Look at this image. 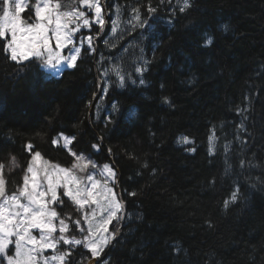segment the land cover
<instances>
[{
  "label": "trees",
  "instance_id": "16d2710c",
  "mask_svg": "<svg viewBox=\"0 0 264 264\" xmlns=\"http://www.w3.org/2000/svg\"><path fill=\"white\" fill-rule=\"evenodd\" d=\"M187 3L108 0L121 28L98 42L97 55L83 43L60 76L37 59L11 61L0 46L7 190L16 191L37 151L66 167L73 151L111 163L128 218L102 264H264V0ZM93 24L80 34L95 39ZM63 193L54 207L74 231L83 217ZM71 251L74 264L92 257L82 245Z\"/></svg>",
  "mask_w": 264,
  "mask_h": 264
},
{
  "label": "snow or ice",
  "instance_id": "6c2138e0",
  "mask_svg": "<svg viewBox=\"0 0 264 264\" xmlns=\"http://www.w3.org/2000/svg\"><path fill=\"white\" fill-rule=\"evenodd\" d=\"M90 12H94L95 24L100 26V31L105 28V19L102 16V5L100 0H81ZM2 4V15H0V46L4 52H8L11 61H26L34 63L35 58L50 63L53 58L59 63L61 60L67 61L69 67H75L77 57L81 54L80 47L69 48L73 45L74 34H79L83 28H93L94 24L84 11L60 12V5H53L51 0H37V3L29 7L27 0H0ZM185 0V7H188ZM34 7L35 22L29 23L22 18V13L26 10L31 12ZM181 8L180 11H184ZM155 9L149 8V12ZM134 19L139 20V15L134 10ZM82 22V23H81ZM70 25H76L75 28ZM143 27V24L140 25ZM53 34L51 38L56 41V49L67 50L72 55L61 56L60 51L53 52L50 47L49 32ZM10 36V38H9ZM4 39L7 43L4 44ZM85 51L95 52L93 39L87 37ZM107 44L108 41H105ZM212 38L205 40V45H211ZM137 72L141 69L137 68ZM119 75V74H118ZM120 82H124V77L120 76ZM143 83V80H140ZM243 127V121L241 122ZM67 139V138H65ZM211 139V136L209 137ZM184 144H190L187 137L181 138ZM56 143V141H53ZM93 148L98 147L93 145ZM31 150V145L28 146ZM190 151H195L190 148ZM210 153L212 149L209 150ZM75 155V153H73ZM84 158L78 157V160ZM41 153L35 152L32 163L27 167V174L23 177V187L18 194L8 195L6 192V180L0 173V264L6 261L7 264H74L72 261L71 249L82 245L94 258L91 264H99V257L104 249L111 243L115 235V229L110 233L109 224L112 221L123 219V203L118 201L113 188L108 186V180L104 181L103 199L98 200L96 189L100 186L99 181H93V176L87 177L88 181H93L91 189L82 186V178H78L69 169H56L46 161L40 165ZM91 163V161H89ZM0 165V169H2ZM74 168H79L81 172L85 170L87 164H75ZM96 167L95 164L92 165ZM104 172L115 184L116 173L104 165ZM64 188V196L70 197L81 209L85 205H96L90 213L86 212L83 221L88 227H81L82 221H74V227L79 228L83 233V239L69 236V225L64 219H59L58 213L52 205L62 204L63 201L58 195V188ZM130 195H135L131 193ZM237 198L236 192L232 193V201ZM228 202H225L227 207ZM99 210V212H98ZM106 213V215H105ZM59 219V235L57 236V225L55 221ZM34 230L38 235L34 234ZM68 245V251H61L58 245ZM10 245H14V255H8ZM47 249H52L54 255L45 256Z\"/></svg>",
  "mask_w": 264,
  "mask_h": 264
},
{
  "label": "rangeland",
  "instance_id": "374dc122",
  "mask_svg": "<svg viewBox=\"0 0 264 264\" xmlns=\"http://www.w3.org/2000/svg\"><path fill=\"white\" fill-rule=\"evenodd\" d=\"M173 1V4L175 5V6H180V7H182V5H184L185 4V0H172ZM27 3H28V5H29V7L30 6H32L33 4H36L37 3V0H27ZM51 3L53 4V5H56V4H59L60 5V8H59V11L60 12H71V11H84L85 13H86V15H88L89 16V19H90V21H92L93 23L95 22V16H94V12H90V10L88 9V8H86L85 7V5L80 1V0H68V2H66V0H51ZM100 3H101V0H100ZM101 5H102V3H101ZM174 6V7H175ZM102 9H103V7H102ZM27 11V10H26ZM108 12H109V9H108ZM2 15V14H1ZM22 15V18H24V19H27L28 20V22L29 23H34L35 22V14L33 15V14H28V17H26V15H25V12L24 13H22L21 14ZM102 16L104 17V11L102 12ZM82 23V22H81ZM70 27H72V28H75L76 27V25H70ZM121 28V23H120V20L118 19V18H116V17H114V18H111V30L113 31V29L114 30H118V29H120ZM83 29H89V28H83ZM82 29V30H83ZM82 30H81V32H82ZM112 31H111V33H112ZM80 32V33H81ZM79 33V34H80ZM74 34V41H73V45H69L68 47L69 48H72V47H80L81 48V50H82V46H83V43H85V42H87V37H89V36H91V34H88V33H85V34ZM49 36H50V38L53 36V34L51 33V31L49 32ZM10 37V36H9ZM78 37H80V38H78ZM115 36H112V38H114ZM79 41L78 42V44H76V41ZM50 47L53 49V52H55V51H60L61 52V56H67V55H72V54H74V53H70V52H68L67 50H58V49H56V41H55V39L54 38H51L50 39ZM80 56V55H79ZM79 56L77 57V60H78V58H79ZM30 59H35V58H30ZM38 60V59H37ZM41 61V60H40ZM21 62H26V61H21ZM42 62V67L45 69V71L48 73V75H50V76H60L62 73H63V71L65 70V69H67V68H72V67H69L68 66V62L67 61H64V60H61L59 63H57L56 62V60H55V58H53L52 59V61L50 62V63H47V64H45L43 61H41ZM77 62V61H76ZM104 77V76H103ZM93 112V111H92ZM91 111H90V114L92 113ZM89 119H91V118H89ZM61 138H62V143L67 147V148H69V149H71L72 150V148H71V140H72V137L71 136H69V135H66V134H63L62 136H61ZM65 138H67V139H65ZM73 153H75L74 151H73ZM35 155V153L33 154V156ZM32 156V157H33ZM75 156H76V158H75V160H74V163L72 164V165H70V166H68V167H66V166H62V165H60V164H58V163H53V162H50V161H48L47 159H45L42 155H41V160H40V165L42 166L43 165V163L46 161L49 165H52V166H55L56 167V169L58 170V169H61V168H63V169H69V170H71L78 178H82V186H84V187H86V188H88V189H91V185H92V182L93 181H99L100 182V186L96 189V194H97V199L98 200H102L103 199V192H104V187H103V185H104V181L105 180H108V186L109 187H112L113 188V192L114 193H116V191H115V188H114V184H113V182H112V180H110L109 178H108V176H107V174H105V172H104V165L105 164H107V165H109V167L113 170V167L111 166V163H109V162H97V161H95L90 155H84V154H76L75 153ZM83 157L84 159L83 160H78V157ZM89 161H91V163H89ZM32 163V159H31V162H30V164ZM81 164V165H84V164H87V167L85 168V170L83 171V172H81L80 170H79V168H74L73 166L75 165V164ZM93 164H95L96 165V167L95 168H93L92 167V165ZM19 169V168H18ZM7 170H8V173L9 172H15L16 171V166H14L12 163H11V165H10V168H7ZM114 171V170H113ZM3 172H4V168L2 167V169H0V173H2L3 174ZM25 174H27V170H26V172H25ZM24 174V175H25ZM89 175H91V176H93V181H88L87 180V177L89 176ZM4 176V175H3ZM24 177V176H23ZM4 178H5V176H4ZM5 180H6V178H5ZM116 180V179H115ZM23 187V180H22V182L20 183V185H17V187H16V191L15 192H13V193H9L8 192V190H7V183H6V192H7V194L8 195H12V194H18L19 193V191H20V189ZM58 195L60 196V192L61 191H63L64 192V188H58ZM70 198V197H69ZM116 198H117V200H118V197H117V193H116ZM71 199V198H70ZM73 201V200H72ZM119 201V200H118ZM74 203H75V201H73ZM76 204V203H75ZM77 205V204H76ZM78 206V209H79V212H80V214L82 215V217H84V214L86 213V212H88V213H90L91 212V210L92 209H95V208H97V206L96 205H91V206H89V205H85L84 206V208L83 209H81L80 207H79V205H77ZM52 207H54V205H52ZM55 208V207H54ZM98 212H99V210H98ZM105 215H106V213H105ZM59 219H62V218H59ZM59 219H57L56 221H55V223H56V225H57V233H56V235L58 236L59 235ZM65 220V222L69 225V236H70V238L72 237V236H74L75 238H77V239H83V233H80V231H79V228H77V227H75V229L76 230H72L71 228H72V226H71V224H70V222L68 221V220H66V219H64ZM73 222L75 221V219L74 220H72ZM115 221V220H114ZM72 222V223H73ZM113 222V221H112ZM74 224V223H73ZM110 225L111 224H109V232H110ZM81 227H84L85 229H87V227H88V225H87V223H83V224H81ZM34 234H36V235H38V233L34 230ZM63 247V245L61 244V245H58V248L61 250V248ZM10 251L12 252V253H10ZM10 251L8 252V255H14V252H15V249H14V245H10ZM62 251V250H61ZM54 254H56V253H54L53 252V250L52 249H47L46 251H45V253H44V255L45 256H51V255H54ZM3 264H7V262L6 261H4L3 262Z\"/></svg>",
  "mask_w": 264,
  "mask_h": 264
},
{
  "label": "bare ground",
  "instance_id": "6f19581e",
  "mask_svg": "<svg viewBox=\"0 0 264 264\" xmlns=\"http://www.w3.org/2000/svg\"><path fill=\"white\" fill-rule=\"evenodd\" d=\"M108 1V0H107ZM108 8V7H107ZM109 13V12H108ZM110 15V14H109ZM110 29H111V22L109 23V30L107 31V33L106 34H104L103 35V32H101L100 31V33L97 35V36H102V38L100 37V40H98V42L99 41H101V40H103L109 33H110ZM96 36V37H97ZM95 37V38H96ZM94 40V39H93ZM98 42H97V45H98ZM96 51V50H95ZM97 52H98V49H97V51H96V55H97ZM102 91H103V87H102V90H101V92L99 93L100 95L102 94ZM99 94H98V96H99ZM98 99V98H97ZM97 101V100H96ZM95 101V102H96ZM94 106H95V104H94V102H93V105H92V111H93V109H94ZM117 170V169H116ZM119 187H117V190H119L120 191V193H121V195H122V199H123V202H124V198H123V193H122V190H121V176L119 175ZM117 178V179H118ZM116 186H117V182H116ZM233 192V191H232ZM124 204H125V202H124ZM122 215H123V223H122V220H120L119 221V226L115 229V235L117 234V232L118 231H120V235H119V238H120V236L122 235V227H123V225L125 224V222H126V220H127V218H128V210H127V207H126V204H125V211L122 209ZM114 235V236H115ZM118 238V239H119ZM117 239V240H118ZM117 240H115L114 241V243L117 241ZM114 243H113V245H114ZM113 245L112 246H110V244H109V246H108V249H107V251H106V253L105 254H103V255H101L98 259H99V264H102V262L107 258V255H108V253H109V251H110V249L113 247ZM92 259H94L93 257H91L88 261H87V263L86 264H91V260Z\"/></svg>",
  "mask_w": 264,
  "mask_h": 264
},
{
  "label": "water",
  "instance_id": "95a60500",
  "mask_svg": "<svg viewBox=\"0 0 264 264\" xmlns=\"http://www.w3.org/2000/svg\"><path fill=\"white\" fill-rule=\"evenodd\" d=\"M101 3H102L103 10H104V19H105V28L103 30V35H104L109 30L110 15L108 13L107 0H101ZM100 37L102 38V36H97L93 40V44L95 46L96 51L98 49L97 42H98V40H100ZM99 83H100V92H101L102 87H103V82H102V79L101 78L99 79ZM97 98H98V96L95 97L94 104H95V101L97 100ZM91 112H92V109H91ZM116 182H117V186H116V190H117V187H119V178L116 180ZM117 194H118L119 200L123 203V206H124L123 207V210L125 211V204L123 202L122 195H121V193H120L119 190H117ZM122 223H123V220H122ZM119 235H120V231H118L117 234L113 237V239L111 240L110 246H112L113 243H114V241L119 238ZM92 260L90 262H92Z\"/></svg>",
  "mask_w": 264,
  "mask_h": 264
},
{
  "label": "flooded vegetation",
  "instance_id": "af4514ba",
  "mask_svg": "<svg viewBox=\"0 0 264 264\" xmlns=\"http://www.w3.org/2000/svg\"><path fill=\"white\" fill-rule=\"evenodd\" d=\"M97 35H98V34H97ZM107 36H109V34H108ZM107 36H106V37H107ZM106 37H105L104 39H106ZM104 39H103V40H104Z\"/></svg>",
  "mask_w": 264,
  "mask_h": 264
}]
</instances>
